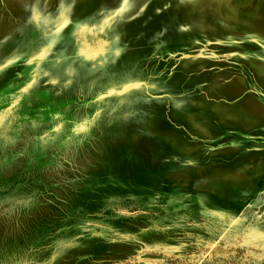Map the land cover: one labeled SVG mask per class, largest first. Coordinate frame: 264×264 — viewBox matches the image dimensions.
I'll return each mask as SVG.
<instances>
[{
    "label": "rangeland",
    "instance_id": "rangeland-1",
    "mask_svg": "<svg viewBox=\"0 0 264 264\" xmlns=\"http://www.w3.org/2000/svg\"><path fill=\"white\" fill-rule=\"evenodd\" d=\"M254 100L264 0H0V264H264Z\"/></svg>",
    "mask_w": 264,
    "mask_h": 264
},
{
    "label": "crops",
    "instance_id": "crops-1",
    "mask_svg": "<svg viewBox=\"0 0 264 264\" xmlns=\"http://www.w3.org/2000/svg\"><path fill=\"white\" fill-rule=\"evenodd\" d=\"M253 108L251 109V111L249 113H244L241 120L248 122L250 121V123H253V125L255 124H259L261 122L260 119H264V107H261L256 100H254L253 103ZM261 110V112H259ZM262 117V118H261ZM246 118V119H244Z\"/></svg>",
    "mask_w": 264,
    "mask_h": 264
}]
</instances>
